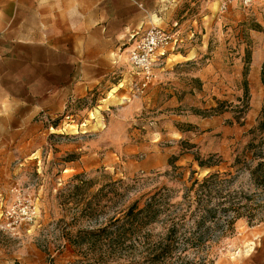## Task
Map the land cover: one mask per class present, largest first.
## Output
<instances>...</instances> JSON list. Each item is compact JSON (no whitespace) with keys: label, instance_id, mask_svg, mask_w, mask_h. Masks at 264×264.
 Segmentation results:
<instances>
[{"label":"rangeland","instance_id":"1","mask_svg":"<svg viewBox=\"0 0 264 264\" xmlns=\"http://www.w3.org/2000/svg\"><path fill=\"white\" fill-rule=\"evenodd\" d=\"M225 2L148 0L140 10L124 0L117 8L121 14H113V6L87 8L85 17L96 19L95 24L90 23L93 27L89 34L100 32L104 25L100 18L108 11L117 17V23L111 25L114 31L128 29L142 34L153 27L179 31L182 46L168 55L186 53L191 58V50L198 54L196 59L176 67L172 66L174 57L168 60V55L157 64L154 70L164 69L161 74L167 92H162L153 109L144 110L142 96L135 95L142 76L127 63L126 53L134 42L130 33L105 40L106 54L97 56L105 77L82 98L71 94L83 78L78 68L81 64L77 68L68 64V59L76 56L59 48L55 55L42 48L24 50L23 109L0 119V255L31 256L36 248L47 256L49 264L55 260L63 264H135L130 249L147 252L157 248V241L148 245L127 240L124 257L117 260L107 253L115 239L87 238L80 236V231H98L135 200L156 190L166 189L169 201L178 204L184 188L194 179L202 180L217 172L236 175L233 165L253 140L252 131L263 121L264 86L252 59L264 56V0H255L249 8L234 2L224 11ZM29 7L25 4L22 14L29 23H36L42 8L39 15L36 5V16L28 13ZM55 21L58 23L56 17ZM30 58L36 63L28 64ZM48 59H55L56 70L47 65ZM204 69H209L208 81L196 86L202 99L186 102L181 96L182 102L171 105V91L189 88L193 82L188 74ZM32 87L38 97H31ZM219 104L216 114L213 109ZM37 105L38 109L32 108ZM215 116L222 118V127L227 131L194 132L196 139L202 137L198 143L181 139L176 130L170 133L167 127L185 131L183 122ZM144 143L151 146L129 152L131 147ZM153 146L157 148L151 153L148 149ZM153 152H161L166 159L146 169L143 161ZM94 153L101 159L108 156L107 161L90 168L89 157ZM111 158L113 162L108 161ZM199 162L212 167L201 168ZM77 175H83L91 184V195L108 193L113 198L107 205L102 202L105 208L95 206L91 219L82 218L84 208L75 206L70 198V183ZM237 179L234 189L247 186V173ZM26 208L36 212L33 222L26 220ZM161 232L158 226L154 235ZM176 248L174 264H264V222L250 225L239 220L232 232L221 238L215 235L198 259Z\"/></svg>","mask_w":264,"mask_h":264},{"label":"crops","instance_id":"2","mask_svg":"<svg viewBox=\"0 0 264 264\" xmlns=\"http://www.w3.org/2000/svg\"><path fill=\"white\" fill-rule=\"evenodd\" d=\"M121 1L124 0H0V119L12 117V113H17L23 109L25 90L23 59L24 50L26 48H29L32 51L34 49L42 48L47 53L53 55H55L56 49L59 48L62 51L76 56L68 59V64H71L74 68H77V64H81L78 68L83 72V78L79 80L71 92L75 98L87 96L92 89L101 83L105 77V71L103 70L101 61L97 56L106 54V47L104 45L105 40L119 39L121 36L126 37L130 33L131 40L135 41L148 30L142 32V34L135 32V30L130 32L128 29L114 31L111 25L117 23V17H112L108 11H105L100 18L104 23V25L100 27V32L97 35L92 33L89 34V32H92L91 29L93 27L90 23L95 24L96 19L88 15L85 17L87 14V8L89 6L98 7L104 5L106 9L114 7L116 10L113 14H121L122 11L120 9L117 10ZM126 1L133 3V5L139 7L140 10L148 4V0ZM25 4L30 6L28 13L35 14L36 16L38 13L40 15V8H42V14L37 16L36 23L33 20L29 23L28 19L22 14L25 11ZM36 5L39 6L38 13L36 12ZM55 17L58 19V23L55 21ZM98 19L97 23L100 21ZM44 24L47 25L45 30H43ZM57 24L58 30H56ZM37 32H39V35H36ZM181 46L182 44L178 49H180ZM191 53V58L188 54L186 55V53L171 54L168 55V60L173 56L174 62L172 66L176 67L182 63H188L197 58L198 54H196L195 50H193V52L191 50ZM126 54L128 55V52ZM177 57H182L183 60H175ZM36 61L37 60L30 58L27 63L33 65ZM252 63L254 68L256 67L258 73L259 70L261 72L264 63V56L257 58L253 57ZM47 65L52 70H56L55 59H48ZM165 68H169V65H166ZM163 70L164 69L154 70L155 78L152 81L153 83H151L144 96L140 97V99L142 98L144 110L155 108L162 92H167L165 91L166 83L163 79L164 75L161 74V71ZM194 70L195 69L193 68V72ZM208 70L209 69H204L197 73L188 74L192 79L193 85L180 91L176 89L173 92L171 91L169 103L174 105V103L182 102L181 96L187 100L186 102L190 101V98L202 99L203 96H201V91L196 89V86L198 87L201 84L204 85V83H207ZM30 89L31 97H38L35 88L32 87ZM35 101L38 102L37 99ZM32 108L38 109L39 107L37 105ZM8 112L11 114L9 115ZM183 123H185V125H183V127L186 128L185 131H178L175 126L172 125L167 127L170 133L175 134L176 130L181 139H190L191 143H198L202 139V137L196 139L194 132L210 131L215 133L219 131H227L226 128L222 127V118L216 116L204 117L197 122L191 121ZM143 124L144 123H133L135 126H143ZM155 130H157V127H155ZM149 145V143L135 145L131 147L129 152H137L140 148ZM155 148L157 147L153 146L148 150L152 153V151H155ZM153 153L154 154L148 156L147 159L143 161L142 165L146 169H150L157 163L162 162L163 159H166V156L160 154L161 152ZM107 157L108 156L101 159L97 157V153H94L89 157L88 165L90 168H97L107 161ZM108 161L113 162L114 158H111ZM0 264L49 263L47 256L34 248L31 256H25V254H23L21 256H11L9 258L0 255ZM54 264H63V262L62 260H55Z\"/></svg>","mask_w":264,"mask_h":264},{"label":"trees","instance_id":"3","mask_svg":"<svg viewBox=\"0 0 264 264\" xmlns=\"http://www.w3.org/2000/svg\"><path fill=\"white\" fill-rule=\"evenodd\" d=\"M261 82L264 86V63ZM245 85L247 90L246 80ZM219 108L220 104L213 111L218 114ZM261 118L263 121L259 127L252 131L253 140L233 165L237 170L235 176L217 172L202 180L194 179L189 187L184 188L178 204L169 201L166 189L156 190L135 200L118 217L107 220L98 231H80V236L105 238L108 241L115 239L114 244L108 246L107 253L117 260L123 259V247L127 240L148 245L157 241V248L147 252L139 253L140 250L131 248L132 261L135 264H174L178 257V246L182 248L183 254L191 252L197 258L215 235L221 238L232 232L239 220H245L250 225L263 223L264 105ZM199 166L212 167L204 162H199ZM243 173H247V188L241 186L243 188L237 191L233 183ZM90 186L83 175L75 176L70 183L73 189L71 201H74L75 206L84 208L81 217L87 219L95 216V206L105 208L101 206L102 202L107 205L113 200L108 197V193L91 195ZM103 198L106 202L102 201ZM158 226H161L162 232L155 236L154 231Z\"/></svg>","mask_w":264,"mask_h":264},{"label":"built area","instance_id":"4","mask_svg":"<svg viewBox=\"0 0 264 264\" xmlns=\"http://www.w3.org/2000/svg\"><path fill=\"white\" fill-rule=\"evenodd\" d=\"M238 2L244 8L251 7L255 0H227L222 4V10ZM182 44L179 31L169 32L163 28L153 27L133 42L128 51L127 63L140 76L141 82L136 85L135 95L143 96L154 79V68L159 62L166 59L170 51H174ZM35 214L31 208H26V220L33 222ZM3 229V228H0Z\"/></svg>","mask_w":264,"mask_h":264}]
</instances>
